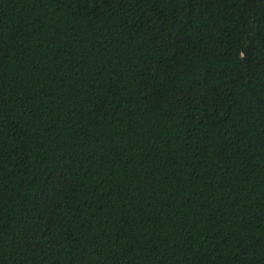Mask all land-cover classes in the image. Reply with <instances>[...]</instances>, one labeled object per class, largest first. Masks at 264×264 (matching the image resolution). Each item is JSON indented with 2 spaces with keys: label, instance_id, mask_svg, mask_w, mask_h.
I'll return each mask as SVG.
<instances>
[{
  "label": "trees",
  "instance_id": "1",
  "mask_svg": "<svg viewBox=\"0 0 264 264\" xmlns=\"http://www.w3.org/2000/svg\"><path fill=\"white\" fill-rule=\"evenodd\" d=\"M0 264H264V0H0Z\"/></svg>",
  "mask_w": 264,
  "mask_h": 264
}]
</instances>
